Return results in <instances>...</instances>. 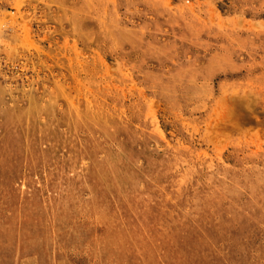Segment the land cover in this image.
<instances>
[{"label": "rangeland", "instance_id": "rangeland-1", "mask_svg": "<svg viewBox=\"0 0 264 264\" xmlns=\"http://www.w3.org/2000/svg\"><path fill=\"white\" fill-rule=\"evenodd\" d=\"M0 264H264V0H0Z\"/></svg>", "mask_w": 264, "mask_h": 264}]
</instances>
